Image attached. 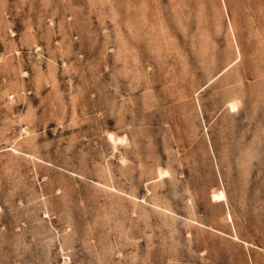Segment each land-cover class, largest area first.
Returning a JSON list of instances; mask_svg holds the SVG:
<instances>
[{
	"label": "rangeland",
	"instance_id": "1",
	"mask_svg": "<svg viewBox=\"0 0 264 264\" xmlns=\"http://www.w3.org/2000/svg\"><path fill=\"white\" fill-rule=\"evenodd\" d=\"M0 264H264V0H0Z\"/></svg>",
	"mask_w": 264,
	"mask_h": 264
},
{
	"label": "bare ground",
	"instance_id": "2",
	"mask_svg": "<svg viewBox=\"0 0 264 264\" xmlns=\"http://www.w3.org/2000/svg\"><path fill=\"white\" fill-rule=\"evenodd\" d=\"M237 108V105L236 104H232L231 105V109H236ZM226 200V195L224 193V191H221L219 193H216L213 195V201H216V202H223Z\"/></svg>",
	"mask_w": 264,
	"mask_h": 264
}]
</instances>
